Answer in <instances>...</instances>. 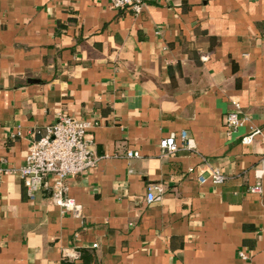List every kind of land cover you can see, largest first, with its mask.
I'll use <instances>...</instances> for the list:
<instances>
[{
	"label": "crops",
	"instance_id": "1",
	"mask_svg": "<svg viewBox=\"0 0 264 264\" xmlns=\"http://www.w3.org/2000/svg\"><path fill=\"white\" fill-rule=\"evenodd\" d=\"M60 113L98 123L96 166L66 180L82 217L19 174ZM0 168V264H264V0H0Z\"/></svg>",
	"mask_w": 264,
	"mask_h": 264
},
{
	"label": "built area",
	"instance_id": "2",
	"mask_svg": "<svg viewBox=\"0 0 264 264\" xmlns=\"http://www.w3.org/2000/svg\"><path fill=\"white\" fill-rule=\"evenodd\" d=\"M111 6L115 9H131L136 14L143 11L145 0H111ZM236 111L226 115L225 125L228 136H233L237 129L243 124L239 115L241 106L236 102ZM98 123L95 121L80 119L66 113H60L57 120L46 126L43 134L35 139L28 150L25 164L19 169V174L26 187L27 195L31 200L36 198L52 176V199L63 212L71 213L75 217L83 216V205L68 195L67 178L85 172L96 166L97 157L92 149L93 140L89 131ZM259 130L244 136L242 141L250 144ZM180 140L183 147L193 149L194 140L189 136L187 130L180 132ZM175 133L164 137L160 141V147L166 155L173 154L178 149ZM138 152L130 151L128 156H138ZM3 169L0 168V182ZM211 177L216 183H224L227 179L219 169L211 172ZM201 181L203 176H199ZM164 189L161 186H151L147 192V201L152 203L162 198ZM251 192H261L260 185L250 188ZM241 257L246 254L241 251ZM80 253L71 248L63 249L64 258H78Z\"/></svg>",
	"mask_w": 264,
	"mask_h": 264
}]
</instances>
